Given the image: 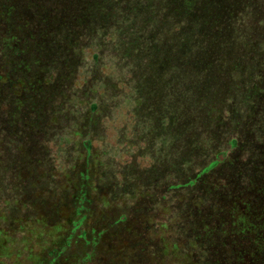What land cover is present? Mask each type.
<instances>
[{"label":"rangeland","instance_id":"374dc122","mask_svg":"<svg viewBox=\"0 0 264 264\" xmlns=\"http://www.w3.org/2000/svg\"><path fill=\"white\" fill-rule=\"evenodd\" d=\"M216 2L0 0V264L49 253L79 189L126 218L85 264H264V0Z\"/></svg>","mask_w":264,"mask_h":264},{"label":"trees","instance_id":"16d2710c","mask_svg":"<svg viewBox=\"0 0 264 264\" xmlns=\"http://www.w3.org/2000/svg\"><path fill=\"white\" fill-rule=\"evenodd\" d=\"M85 1L88 6V0H85ZM213 2H215V4L217 3L216 0H213ZM217 5L220 6V4H217ZM116 6H120L121 9H124L126 7L122 3ZM220 9H222L221 6H220ZM104 12L105 11L100 10L101 15ZM91 13H94V14H91ZM81 15H82L81 17L82 20L92 24L89 27H87L89 31L85 29L86 35H84V37L76 35L75 34L76 30L70 27L67 28V30H65L64 32H62L65 34L64 38L65 40L68 41L69 45L72 47V50L74 49L80 50L77 39L79 38V40L84 39L85 41H90V37H89L90 34H93L95 32L96 26H99L97 25V23L99 22L100 18L99 16H96L97 15L96 12H92L88 9V11H82ZM94 16H96V19L92 20ZM190 17H191V14H190ZM191 19H192V23L193 22L197 23L200 21L196 13H192ZM216 21L218 22L219 20H216ZM99 27H102V25ZM64 28L65 27L61 28L62 31L64 30ZM34 40L39 42L42 48L46 46V44L43 43L42 41L43 39L41 40L34 39ZM68 56H70L69 53H68ZM96 58H97V54L93 56V60L96 61ZM72 61L73 60H71L70 62H66V68L69 71L76 66V65L74 66V63ZM162 64L163 62H160L159 65L157 64L156 66L157 71L160 70L161 72H163V70L166 69V68H163V66H161ZM75 70L76 69L74 68V70L72 71L73 75L76 72ZM153 78L154 77L152 74H148L146 76L147 81H151L153 80ZM39 81L40 83L41 82L43 83V75L39 77ZM63 82L64 81H62V83ZM144 82H145V79L143 83ZM44 84L46 86L53 85L54 84L53 75L48 78V83H44ZM65 89H67V87H65ZM136 91L138 94H141V85H138L136 87ZM105 93L107 94V92ZM107 95L109 96V93ZM158 95L159 96H157L158 98L157 100H158V104H160V101H159V98H161L160 92L158 93ZM120 97H122V95L119 94V98ZM126 98L127 96L125 97V99ZM33 102H35V104L39 103L37 102V100H34V99H33ZM97 111H98V106L97 104H95V102H93L89 108L90 117L97 115ZM82 138H84V136H82ZM233 142L236 145V140H233ZM90 144H91V141L89 140L84 141L85 148L88 149L89 152L91 151ZM91 195L92 194L88 193L86 190L84 191L83 189L82 190L79 189L78 194L76 195L75 199L79 201V203L83 202L82 205L86 204V207L79 209L77 206H73V207L69 206L64 209V212L62 215V221H64V224L63 225L59 224L54 227L52 226V228H50L45 233L43 243H41L42 246L43 245L48 246V248L50 249V252L49 253L46 252L45 254L41 253L40 255H36V257L34 256V261H35L34 264H85L86 261H88L91 257L95 256L96 258H98L99 255L105 254L103 252L104 247H101V245L104 244V241H103L104 237L108 235V232L110 230V222H115L114 224L116 225L119 223H124L126 221V218L123 216L122 217L116 216V218L113 219V217L111 218L109 214L103 211H98L99 213H97L96 211H94V209H96V205L97 206L101 205V201L99 199L100 196L97 197L98 200H93L91 198ZM102 201H104L102 205L110 204L108 197H104ZM97 215H99L98 220H94V217H96ZM89 219H92L91 221L92 225L88 229H85V224ZM1 231L2 230H0V237L1 235L3 236ZM5 237H7L6 233H5ZM78 250L79 251L84 250L85 252L84 256H80V254H78ZM73 251H76V252L73 253ZM15 264H23V262H20L19 259H15Z\"/></svg>","mask_w":264,"mask_h":264}]
</instances>
